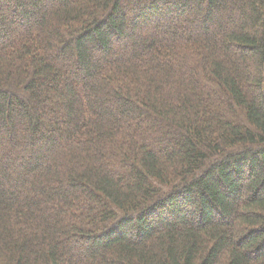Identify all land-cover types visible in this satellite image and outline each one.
<instances>
[{"label": "trees", "instance_id": "trees-1", "mask_svg": "<svg viewBox=\"0 0 264 264\" xmlns=\"http://www.w3.org/2000/svg\"><path fill=\"white\" fill-rule=\"evenodd\" d=\"M0 264H264V0H0Z\"/></svg>", "mask_w": 264, "mask_h": 264}, {"label": "rangeland", "instance_id": "rangeland-1", "mask_svg": "<svg viewBox=\"0 0 264 264\" xmlns=\"http://www.w3.org/2000/svg\"><path fill=\"white\" fill-rule=\"evenodd\" d=\"M48 5H49V1H48V2L46 1V2L43 3V6H41V7L44 8V7L48 6ZM164 26H170V24H168V23L165 24V23H164V24H162V25L160 26V28H161V27H164ZM145 29L148 30V31H151V30H150V27L145 28ZM133 36H134V35H133ZM113 50H116V48L113 47Z\"/></svg>", "mask_w": 264, "mask_h": 264}]
</instances>
